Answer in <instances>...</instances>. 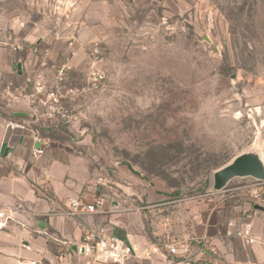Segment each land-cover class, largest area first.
Returning <instances> with one entry per match:
<instances>
[{"label":"rangeland","instance_id":"1","mask_svg":"<svg viewBox=\"0 0 264 264\" xmlns=\"http://www.w3.org/2000/svg\"><path fill=\"white\" fill-rule=\"evenodd\" d=\"M27 1L31 38L0 36V106L11 44L25 42L37 80L72 66L64 105L75 117L42 122V134L87 164L105 224L188 238L200 202L248 191L253 177L212 182L239 154L264 162V0ZM90 70L104 74L95 88Z\"/></svg>","mask_w":264,"mask_h":264},{"label":"crops","instance_id":"2","mask_svg":"<svg viewBox=\"0 0 264 264\" xmlns=\"http://www.w3.org/2000/svg\"><path fill=\"white\" fill-rule=\"evenodd\" d=\"M26 3L27 0H0V36L6 35L10 42L31 38L23 8ZM2 28H6V33ZM24 44H11L13 50L3 75L6 84L2 94L6 101L0 106V210H7L11 217L0 229V264L34 259L47 264H104L88 262L76 253L84 230L100 226L140 251L152 240L116 231L105 224L108 218L103 211L72 217L61 214L69 197L91 203L101 192L87 164L68 145L49 140L44 154L33 159L31 130L7 126L8 122L25 124L29 119L27 99L32 87L25 79L33 68L22 61ZM19 164L23 165L22 170L18 169ZM198 209L195 224L188 230V237L195 238L191 250L200 261L198 264H264L263 197L254 198L249 191L221 194L200 202ZM246 226L253 238L250 243L235 234ZM128 264L150 263L133 258Z\"/></svg>","mask_w":264,"mask_h":264},{"label":"built area","instance_id":"3","mask_svg":"<svg viewBox=\"0 0 264 264\" xmlns=\"http://www.w3.org/2000/svg\"><path fill=\"white\" fill-rule=\"evenodd\" d=\"M72 44V43H70ZM23 45L21 46V48ZM34 47L32 51L37 52ZM48 55L45 52L44 56ZM92 55L99 58L100 46L94 42ZM67 62L61 64L56 76L49 82L37 80L27 76L25 81L32 87L28 94L29 119L23 123L8 122L9 127H28L31 130L30 154L33 159L42 156L48 146L49 139L42 134V122L46 120L70 121L75 115L66 107L63 100L73 94L72 88L64 87V80L67 72L71 69ZM104 79V74L99 70H90L87 75V82L91 88L97 87ZM11 85L7 86L10 91ZM18 169L22 170L23 165L19 164ZM248 191L254 198H264V181L255 179L248 184ZM103 211V199L96 198L88 203L78 197H69L61 214L65 216H76L78 214H92ZM11 215L7 210H0V229L4 228ZM235 234L245 243L253 241L250 227L246 226L237 230ZM195 238H170L169 236H158L155 240L146 243L140 251L127 244L123 239L112 233L105 226L91 227L84 230L80 242L77 244L76 253L88 259V262H100L104 264H128L129 260L143 259L150 264H196L197 259L191 250V242ZM20 264H47L40 259L20 262Z\"/></svg>","mask_w":264,"mask_h":264},{"label":"water","instance_id":"4","mask_svg":"<svg viewBox=\"0 0 264 264\" xmlns=\"http://www.w3.org/2000/svg\"><path fill=\"white\" fill-rule=\"evenodd\" d=\"M235 177H253L264 181L263 160L252 153L237 155L231 162L213 172L212 188L219 191Z\"/></svg>","mask_w":264,"mask_h":264}]
</instances>
